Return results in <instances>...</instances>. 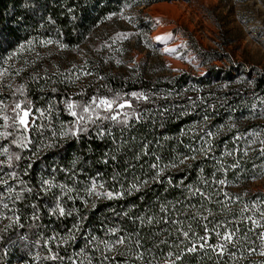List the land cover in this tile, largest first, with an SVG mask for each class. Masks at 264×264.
Returning <instances> with one entry per match:
<instances>
[{
  "label": "snow or ice",
  "instance_id": "obj_1",
  "mask_svg": "<svg viewBox=\"0 0 264 264\" xmlns=\"http://www.w3.org/2000/svg\"><path fill=\"white\" fill-rule=\"evenodd\" d=\"M143 2L145 0H122L118 11H111L103 16L102 20H111L113 17L124 20L136 30H117L109 37L108 41H103L93 50L100 52L102 49H107L109 55L101 58L103 62L107 64L112 61L119 66L124 61L116 54L122 56L126 51L123 47L124 42L132 37H138L145 48L173 56L196 67L194 62L197 61L199 50L196 53L190 51L191 46L187 40H181L180 43L169 46L176 39L180 29L156 35L149 40L144 30L138 27V15L128 14L126 10ZM144 20L146 24L153 27L164 23L159 17H144ZM48 45H55L59 50L69 47L79 50V45L70 46L64 43L62 38L29 36L26 40L16 43L7 52H0V88L9 89L13 98L11 104L0 98V221H7L0 232L6 233L14 225H20V209L17 205L26 197L38 198L39 194L51 195L54 198L53 205L47 210L49 216L65 217L75 214V221L62 234L53 233L52 236L46 238L38 236L34 244L46 249V252L43 256L39 251L29 252L28 259L23 260L22 264H37V262L39 264H65V262L67 264H186L187 256L199 253L208 255L212 264H264V259L255 262L251 259L253 255L264 258V195L253 193L252 195L255 197L253 199L246 191L233 195L225 190L226 187L236 185L248 177L249 169L242 165L241 160L248 156L252 145L257 143V138L264 134V129L258 132L248 128L242 133L237 130L231 139V143L237 147L229 148V142L225 141L224 150L220 156L211 155L214 152L215 140L222 133L238 129L232 116L228 117L225 124L217 125L215 131L208 127L210 120L208 114L203 116L198 125H190L187 129L181 128L175 139L182 142L180 138L191 133V138L195 140V143L183 144V147L187 149L186 153L178 151L174 146L173 154L167 161H164L156 153H149L150 143L143 142L140 151L135 153L133 159L139 161L142 156L154 155L155 161L148 165L152 174L148 176L147 173H144L143 175L147 178L137 177L129 181L127 188L120 180L119 172H114L109 177L113 184H119V188L116 189L108 188L100 173L91 177L90 182L83 184V187L58 183L55 177L41 178L39 188L35 191L21 179V162H27V167L23 171V174L27 175V170L32 167V163L29 161L41 152V145L44 150L54 148L65 140L88 135L92 128L96 129L98 137L112 136L113 126L119 127L123 131V129L132 126L133 120L140 123L142 119H147L149 110H140V102L150 103L153 95L159 96L157 93L144 90L131 92L113 90L104 84L101 86L107 89L108 94H101L97 89L91 96H86L84 90L81 89L77 93L65 92L59 99L53 96L48 101L47 108L35 107L34 102L26 95L27 81L19 83L13 88L11 82L4 84L3 80L5 76L13 79L19 77L26 68L35 66L39 60L44 58L37 49L45 48ZM158 45H163V47ZM21 61V66L14 67L15 63ZM90 64L91 62L88 60L80 65L72 63L69 69L64 72L57 70L52 76L61 77L59 83L64 84L66 88L75 84L82 77H95L98 81L108 78L107 75H100L98 63L91 67ZM133 66L135 67L133 68ZM128 67L135 75L140 66L133 59ZM165 67L169 66L166 64ZM43 71L44 75L32 72L28 80L36 82L41 79L46 81L51 79L47 74V69ZM173 71L176 70L173 69ZM53 83L55 84L56 81L53 80ZM248 84L251 85L252 80H249ZM41 91H43V86ZM50 91L52 93L59 92L56 87H52ZM180 94L177 93V95ZM252 95L254 99L250 107V115L256 117L259 108V115L264 116V97L255 93ZM74 96H78L79 99H74ZM171 96L172 91L169 90L163 98L167 99ZM188 99L191 101L190 97ZM197 99L202 100L199 96ZM60 104H63L64 111L72 119L67 123L60 121L59 127H56L54 121L59 119ZM208 107L213 108L214 106L208 105ZM232 111L234 112L235 109ZM167 112L168 109L164 108L160 109L158 114L163 117ZM185 114L184 112L180 113V115ZM37 120L40 123H37ZM105 122L109 124V127H104ZM197 127H199V132H197ZM49 132L50 136L46 135ZM37 133L40 135V144H35L32 138ZM164 139L172 138L166 136ZM127 143L126 140L122 141L119 147H123ZM157 143L159 144V141ZM241 143H243L242 148L239 147ZM113 144H116L115 139H113ZM259 145L260 155L264 156V139H259ZM32 147L35 148V151L31 153V157L25 156L24 152ZM117 150L118 148H113L111 153V159L114 161L117 159L115 154ZM198 155L203 158H208L211 155L215 161V170L211 176L205 177L204 169L201 168L198 171L197 182L190 184L181 182L180 185H177L184 189L182 198L159 201L158 207L153 205L152 208H145L137 215L132 214V210L136 208L135 204L122 210L119 215L132 222L133 231H128L119 225L106 226L102 237L80 231L83 221L88 219L89 204L94 209L96 201L100 199H119L124 195L140 192L148 185L149 181L162 182L161 178L170 169H179L180 165L192 168L191 161L197 160ZM104 156L108 157L109 153H104ZM227 157H232V162H227ZM104 162L107 163V160ZM72 163L75 164L76 161L73 160ZM131 167L132 165L129 164L128 168ZM128 168H125L124 171L127 172ZM60 171L68 172L67 169H60ZM251 171L254 174L248 178L255 180L259 175H264V166H261L257 171V166L253 165ZM229 172L232 173L231 179L228 176ZM218 173L220 174L219 178H217ZM70 178L75 180V177ZM167 183L172 184V180L169 179ZM55 189H59V191L56 192ZM197 197L199 202L193 203L192 201ZM65 198L68 201L79 200L83 208L67 207ZM213 204L217 206L215 211L210 207ZM31 207V219L39 220L38 205L32 204ZM217 216L220 218L217 219ZM209 217L212 219L210 220ZM161 225L163 227H160ZM145 228L153 229L147 236V240L152 241L151 247H145L144 237L141 236V231ZM199 228L203 229L202 234L198 230ZM163 233H167V236L156 241L153 240L154 237H160ZM81 235L85 237L84 245L78 250L73 249L70 255H61L59 251L53 250L51 247L54 242L57 248L67 249L70 245L75 244L77 237ZM169 238L174 239L169 242ZM213 238L214 243L211 242ZM0 239L3 237L0 236ZM21 239H25V237H21ZM163 245H166L168 250L160 252L158 255L156 250ZM225 257H227L226 262L224 261Z\"/></svg>",
  "mask_w": 264,
  "mask_h": 264
},
{
  "label": "trees",
  "instance_id": "obj_2",
  "mask_svg": "<svg viewBox=\"0 0 264 264\" xmlns=\"http://www.w3.org/2000/svg\"><path fill=\"white\" fill-rule=\"evenodd\" d=\"M159 1L171 0H145L143 3L135 4L132 8L148 6ZM121 2L122 0H0V52H7L16 43L26 40L29 36L62 38L63 42L70 46L79 45L81 47L90 40L91 35L100 25L108 21L101 18L111 11H118ZM50 20L52 22H49ZM150 31V29H147L146 32L149 34ZM53 47L56 46L53 45ZM68 49L73 50L71 47ZM37 50L40 52L43 49L38 48ZM102 50H104L103 53H107L106 49ZM85 60L91 62L90 66L98 63L100 75H107L108 78L98 81L95 77H91V80H85V82L83 81L84 77H82L75 84L66 88L64 84L59 83L61 77L52 76L57 70H47V74L51 79L47 81L41 79L33 82L28 80L32 72H39L44 75V71L41 69L42 65L36 63L35 66L26 68L19 77L14 78L15 85L27 81V98L34 102L35 107L41 108H47L48 101L53 96L59 99L65 92L71 94L73 90L80 92L83 89L86 96H91L97 89L101 94H108L107 89L101 86L104 84H107L113 90L123 92L144 90L157 93L159 96L153 95L150 103L140 102V110H149L147 119H142L140 123L133 120L132 126L123 129V131L119 127L113 126L112 136L98 137L96 129L92 128L88 135L65 140L54 148L44 150L43 145H41V152L29 161L32 163V167L27 170V175L23 174L27 162H21L20 165L21 179L28 186L33 187L34 191L39 188L41 178L55 177L58 183L83 187V184L89 183L91 177L96 176L97 173H100L108 188L116 189L119 188V184H113L109 180L114 172L120 173V180L127 188L129 181L137 177L140 179L147 178L143 175L144 173H147L148 176L152 174L148 165L155 161L156 157L154 155L142 156L139 161L133 159L135 153L140 151L143 142L150 143L149 153L158 154L164 161H167L173 154L174 146L178 151L186 153L187 149L183 147V144L195 143V140L191 138L192 134L189 133V135L180 138L182 142H178L175 138L181 128L187 129L190 125H198L205 114L210 116L208 127L213 131H215L217 125L225 124L229 116L233 117L238 126V129H233L232 132L225 131L215 140L214 152L211 155L216 157H219L224 150L225 141L229 142V148L237 147V145L231 143L232 136L236 134L237 130L242 133L247 131L248 128L258 132L264 129V121L260 122L259 108L256 117L250 115V107L254 99L252 94L255 93L260 96L264 93V76L262 74L254 78L251 85L247 84L246 81L236 82L231 72L222 71L223 69L216 67L209 69L206 76H196L190 72L182 71L152 79L141 73L133 75L131 70H129L130 74L128 75L116 76L111 74L104 64L97 61V59L88 58ZM21 63L22 61L15 63L14 67L21 66ZM53 80L56 81L55 84ZM77 84L78 86L75 88ZM42 86L43 91H41ZM52 87L58 88L59 92L52 93L50 91ZM169 90L172 91V96L167 99L163 98ZM177 93L181 94L177 95ZM1 96L0 98H2ZM198 96L202 100H198ZM10 97L11 94L8 92L6 97L3 96V99L6 102ZM189 97L191 101H189ZM73 98L79 99L78 96ZM208 105L214 107L209 108ZM59 108V119L54 121L56 127H59L60 121L67 123L72 119L64 111L63 104H60ZM164 108H167L168 112L161 117L158 112ZM232 109H235V111L233 112ZM181 112L186 114L180 115ZM37 123H40V121L37 120ZM104 127H109V124L105 122ZM197 132H199V127H197ZM46 135L50 136V132ZM166 136L172 139L165 140L164 137ZM134 137L135 140H133ZM32 138L35 144L41 143L38 133ZM113 139L116 141L115 145ZM259 139H264V134L257 138V143L252 145V150L249 151L248 156L241 160L242 165L249 169L248 177L254 174L251 171L253 165L257 166V171L260 170L261 166H264V156H261L259 151ZM125 140L128 143L123 147H119L121 142ZM157 141H159V144ZM239 147L242 148L243 143ZM113 148H118L115 153L117 156L115 161L111 159ZM34 151L35 148L32 147L30 150H26L24 155L31 157V153ZM106 152L109 153L108 157L104 156ZM211 155L208 158L198 155L197 160L191 161L193 167L190 169L180 165L179 169L168 170L161 178L162 182L149 181L148 185L140 192L124 195L119 199H100L96 201L94 209L89 204L88 219L83 221V227L80 231L101 237L104 235L106 226L119 225L128 231H133L132 222L119 215L122 210L135 204L136 208L132 210V214L137 215L145 208H152L153 205L158 207L159 201L175 200L177 197L182 198L184 189L177 185H180L181 182L184 184L197 182L198 171L201 168L204 169L203 175L205 177L211 176V173L215 170V161L211 158ZM73 160L76 161L75 164L72 163ZM105 160H107V163L104 162ZM226 161L232 162V157H227ZM129 164L132 165L131 168H128ZM125 168H128L127 172L124 171ZM60 169H67L68 172L60 171ZM219 175L218 173L217 178H219ZM228 176L231 179L232 173L229 172ZM70 177H75V180ZM248 177L236 185L253 180ZM262 177L264 175H259L256 179ZM169 179L172 180V184L167 183ZM225 190L233 195L245 192L244 190L234 191L231 186L226 187ZM54 191L58 192L59 189ZM246 192L253 199L255 198L252 195L253 193L264 195V191ZM192 202L198 203L199 198L197 197ZM53 203L54 198L51 195L39 194L38 198L26 197L17 205L20 209V225H14L6 233L0 232V236L3 237V239H0V264H22L23 260L28 259L29 252L39 251L43 256L46 249L35 246L34 242L37 237L46 238L52 236L53 233L62 234L72 226L75 221V214L65 217L48 215L47 210ZM32 204L38 205L40 209L38 213L40 218L37 221L31 219ZM65 204L69 208L73 206L83 208L79 200L68 201L65 198ZM210 207L215 211L217 206L213 204ZM219 218L217 216V219ZM209 219L212 218L209 217ZM6 224V220L0 221V229H3ZM160 227H163V225ZM241 227L243 229V226ZM152 230L145 228L141 231L145 247H151L152 241H148L147 236L151 234ZM198 230L202 234L203 229L199 228ZM165 236H167V233H163L160 237H154L153 240L156 241ZM21 237H25V239H21ZM172 239L174 238H169V242ZM211 242H215L214 238ZM84 243L85 237L81 235L77 237V242L67 249L64 247L57 248L54 242L51 247L53 250L59 251L61 255L66 256L70 255L73 249L78 250ZM167 250V246L163 245L156 251L159 255L160 252ZM185 259L186 264H212V261L208 259V255L204 253L192 254ZM251 259L255 262L264 258L253 255ZM224 261H227V257L224 258Z\"/></svg>",
  "mask_w": 264,
  "mask_h": 264
},
{
  "label": "rangeland",
  "instance_id": "obj_3",
  "mask_svg": "<svg viewBox=\"0 0 264 264\" xmlns=\"http://www.w3.org/2000/svg\"><path fill=\"white\" fill-rule=\"evenodd\" d=\"M126 11L128 14L138 15V27L144 30L149 40L156 35L180 29L176 39L169 46L187 40L191 46L190 51L196 53L199 50L197 61L194 62L197 66L194 67L193 64L167 54L153 52L145 48L138 37H132L124 42L123 47L126 51L122 56L116 54L123 59V64L117 66L112 61L105 64L101 58L109 55L108 50L106 49L107 53H103L104 50L96 52L93 49L100 46L103 41H108L117 30H136L131 24L115 17L100 25L79 50H59L57 47L55 50L53 45L42 48L40 53L44 58L37 63L42 65V70L64 72L72 63L80 65L85 59L95 58L102 62L111 74L120 76L130 74L128 65L135 59L140 66L136 74L141 73L152 79L182 71L196 76H206L208 70L213 67L229 71L236 82L246 81L247 84L259 74L264 76V0H171ZM144 17H159L164 23L153 27L145 23ZM147 29L151 30L149 34L146 32ZM166 64L169 67H165ZM85 80H91V77H84L83 81ZM9 82L13 88L17 86L13 78L5 76L3 83ZM77 86L78 84L75 88ZM8 92L9 89L0 88L2 98L6 97ZM73 93L77 91L73 90ZM260 96L264 97V93ZM12 99L11 96L6 103L11 104ZM259 116L260 122H263L264 116ZM231 188L234 191H264V177L232 185Z\"/></svg>",
  "mask_w": 264,
  "mask_h": 264
},
{
  "label": "bare ground",
  "instance_id": "obj_4",
  "mask_svg": "<svg viewBox=\"0 0 264 264\" xmlns=\"http://www.w3.org/2000/svg\"><path fill=\"white\" fill-rule=\"evenodd\" d=\"M160 6H163V5H160Z\"/></svg>",
  "mask_w": 264,
  "mask_h": 264
}]
</instances>
